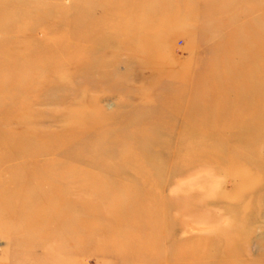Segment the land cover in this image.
<instances>
[{
  "label": "rangeland",
  "instance_id": "obj_1",
  "mask_svg": "<svg viewBox=\"0 0 264 264\" xmlns=\"http://www.w3.org/2000/svg\"><path fill=\"white\" fill-rule=\"evenodd\" d=\"M208 6L215 12L211 18L206 14ZM262 7L264 0H0V190L9 185L13 195L17 192L26 194L28 189L31 196H36L37 182L42 174L37 165L22 173L19 169L26 168L27 161L19 154V157H11L14 160L7 157L2 144L6 138L12 140L8 133L16 138L25 129H32L57 135L70 127L81 128L83 118H97L96 112L107 121L105 132L112 135L122 132L144 134L141 132L152 130L151 119L156 116L159 103L163 102L162 95L170 93L180 79L163 77L156 81L152 78V69L146 64L129 61L132 59L119 43L125 39L122 32L129 24L149 28L159 25V35L168 40L167 45L159 40L161 52L154 55L155 60H150L155 63V70H187L189 77H194L207 67L220 65L218 79L229 77V82H236L243 77L234 75L236 61L248 62L250 57L242 50L226 55L214 53L218 33L222 26L229 24L242 28L244 32V28L250 27L247 25L250 18L252 24L264 33ZM249 8L254 12L251 16L248 15ZM235 11L239 12L236 16ZM126 24L122 30V25ZM209 29L217 36H205L204 32ZM253 34L251 29L247 36ZM100 36L107 42L96 52L90 49L92 53L87 51L89 54H84L81 49L67 47L85 39L88 42L83 44L89 49ZM98 57V65L84 66L86 61L83 58L96 63ZM117 60L120 65L115 69L112 65ZM105 74L109 75V80ZM205 91L204 85L200 95ZM241 93L242 90L234 89L228 98L234 100ZM203 107L202 103L194 106ZM122 122L125 124L121 125ZM102 134L101 129L96 128L71 147L61 136L55 145L70 147L69 150L82 148L85 143L100 147L104 144L99 139ZM33 140L32 145L41 142L37 138ZM169 140L174 143L177 157L154 153L152 157L160 160L165 170L160 175L158 169L156 176L151 178L158 182L161 197L178 202V207L180 205L184 210L179 215L173 208L166 212L169 217L165 230L169 239L165 246L171 248L188 240L197 245L202 237L212 236L216 242L206 244L210 252H215L228 233L233 236L241 234L239 245L245 246L246 256L242 261L232 258L235 262L230 260L229 263L264 264V137L258 140L256 150L252 151L246 175L238 167L222 170L203 161L188 166L187 153L166 133H160L153 143L164 151ZM136 144L146 148L152 143L151 139L142 138ZM212 146L214 143L207 146L208 150ZM31 149L24 150L33 156L39 154ZM104 158L113 159L114 153L107 151ZM40 159L41 162L45 160ZM90 159L89 156L84 162L74 161L68 166L80 171V177H84L85 172L81 170L87 163L85 161ZM55 160L68 162L60 155ZM124 185H117L110 197L125 190ZM46 205L47 201H39L35 207ZM73 206L72 202L70 208ZM81 215L76 212L67 216V225L78 226ZM4 222L0 218V224ZM102 222L98 223L100 227L104 225ZM85 233L81 240L73 234L69 238L65 232L58 235V239L48 241L51 250L47 264H122L115 256L120 250L108 252L106 244L97 240L100 235H105L103 228L95 233L91 227ZM104 238L109 240L110 237ZM11 249V239L0 229V264H8ZM17 256L24 257L26 253L20 250ZM148 261L146 257L134 264H147Z\"/></svg>",
  "mask_w": 264,
  "mask_h": 264
},
{
  "label": "bare ground",
  "instance_id": "obj_2",
  "mask_svg": "<svg viewBox=\"0 0 264 264\" xmlns=\"http://www.w3.org/2000/svg\"><path fill=\"white\" fill-rule=\"evenodd\" d=\"M252 10L249 8L248 15L254 14ZM214 13L211 6L206 8L208 18L213 17ZM236 14L239 12L235 11V16ZM251 19L247 21L250 27L244 28V32L235 25L222 26L213 49L214 53L217 51L222 55L236 50H242L249 55L248 62L236 61L234 75H243L236 82H229V77L218 79L220 65L207 67L194 77H189L187 70H155V63L150 60L161 52L159 40L161 44H168V40L158 33L159 25L152 28L146 25H122V30L127 28L122 32L125 39H121L119 43H122L123 51L132 59L129 61L146 64L152 69L151 76L156 81L163 77L180 79V82L172 86L174 89L170 93L162 95L163 102L159 103L156 116L151 119V131L141 132L144 134L122 132L112 135L105 132L107 121L96 112L97 118H83L81 128L70 127L57 135L32 129H25L16 138L11 133L7 134L13 137L10 141L6 138L2 144L7 151V157L10 160H14L11 157L15 155L25 158L27 167L19 169L22 173L36 165L42 173L37 182L36 196H31L28 189L26 194L17 192L13 195L14 191L9 185L0 190V218L5 220L0 224V229L11 239L13 251H9L11 258L8 264H47L51 250L48 241L58 239V235L65 232L68 237L73 234L81 240L91 227H94L95 233L103 228L105 235L110 238L107 240L104 238L107 236L103 234L97 240L102 241V245L106 244L105 249L108 252L120 250L115 256L122 264H134L146 257L149 259L147 264H230L232 258L242 261L246 250L243 244L239 245L241 234L233 236L228 233L226 240L217 245L218 248L216 246L215 252H210L206 244L216 242V238L212 236L202 237L197 245H192L188 240L171 248L165 246V241L169 239L165 230L169 217L166 212L173 208L179 215L184 209L180 205L178 207V202L161 197L159 184L151 177L158 172L161 175L160 172L165 170L162 162L152 157L154 153H164L168 158L173 155L177 157V152L173 149L174 143L170 140L164 151L159 150L153 143L160 133H166L183 147L189 158L188 166L203 161L218 169L230 170L238 167L242 174L249 173L247 163L253 157L252 151L256 150L258 140L264 137V33H261L257 25L252 24ZM251 29L254 34L248 37ZM204 33L208 37L217 36L210 29ZM103 38L100 36L89 49V46L83 44L88 42L85 39L82 43H72L71 47H67L71 50L81 49L82 53L89 54L87 51L96 52L97 48L106 44L107 40ZM82 60L86 61L84 66L100 63L99 57L95 60L96 63H89L85 58ZM80 64L83 65V62ZM119 65L120 61L117 60L112 66L116 69ZM104 77L109 80L108 74ZM204 85L206 91L200 95ZM234 89H240L242 93L230 100L228 94ZM199 103L204 104V107L194 108ZM122 123L121 125L125 124ZM96 128L104 133L99 138L104 143L102 146L95 147L92 143H85L82 148L69 150L74 143H79ZM61 136L67 139L70 147L60 148L55 145ZM35 138L41 142L32 145ZM142 138L151 139L152 144L146 148L140 147L136 143ZM211 143L214 146L208 150L207 146ZM26 148H32V151L39 154L33 156L25 152ZM110 150L114 153V158H104L105 153ZM57 155L66 157L68 162H57ZM89 156L91 159L85 161L87 163L81 170L85 172L84 177H80V171L69 168L68 165L72 162H84ZM40 157L45 159L43 163ZM158 169L161 171L157 172ZM19 170L17 171L20 172ZM119 184H125V190L110 197ZM39 201H47L46 207H35ZM72 202L75 206L70 208ZM76 212L82 214L77 220L78 226L67 225L66 217ZM102 221L104 225L100 227ZM59 241L62 242L60 239ZM20 250L25 251L26 256L18 257L17 251Z\"/></svg>",
  "mask_w": 264,
  "mask_h": 264
}]
</instances>
